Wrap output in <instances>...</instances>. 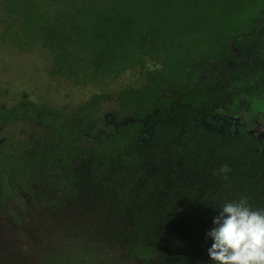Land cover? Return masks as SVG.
Returning a JSON list of instances; mask_svg holds the SVG:
<instances>
[{
    "label": "trees",
    "instance_id": "1",
    "mask_svg": "<svg viewBox=\"0 0 264 264\" xmlns=\"http://www.w3.org/2000/svg\"><path fill=\"white\" fill-rule=\"evenodd\" d=\"M263 18L264 0H0V41L21 51H43L52 76L89 85L129 70L143 75L138 85L95 94L69 110L34 102L1 105L0 123L29 120L46 126L51 138L10 135L0 142V214L21 223L31 209H58L75 200L84 177L81 165L89 181L110 188L121 204L157 193L169 173L153 167L147 134L177 107L203 112L224 104L225 90L211 80L215 67L232 57V43L250 35ZM104 100L118 104L109 128L100 127ZM234 113V134L242 126L259 139L257 161L225 164L230 171L218 184L200 191L171 184L164 191L168 197L194 201L186 207L196 209L246 198L253 210H264V188L253 189L264 180L259 123L264 112ZM173 122L170 167L196 164L204 174L207 163L199 153L204 133L184 115ZM134 252L143 261L152 254L143 242Z\"/></svg>",
    "mask_w": 264,
    "mask_h": 264
},
{
    "label": "rangeland",
    "instance_id": "2",
    "mask_svg": "<svg viewBox=\"0 0 264 264\" xmlns=\"http://www.w3.org/2000/svg\"><path fill=\"white\" fill-rule=\"evenodd\" d=\"M232 47V57L215 67L217 72L211 78L225 90L224 104L203 112L177 107L157 119L147 134L153 167L169 173L157 193L121 204L110 188L89 181L85 177L88 169L81 165L84 177L75 200L58 209H31L21 223L0 214V264H212L207 254L212 241L206 233L214 227L218 207H186V202L194 201L168 197L164 191L171 184L197 191L211 188L226 174L219 173L225 164L257 161L259 139L242 126L234 134L231 116L241 109L253 115L264 112V18ZM49 65V57L41 50L21 51L0 41V106L34 102L69 110L95 94L110 95L143 79L140 70H129L118 79L75 85L52 76ZM117 106L109 100L101 103V128L110 127ZM178 115L186 116L204 133L199 151L207 163L204 174L196 164L170 167L167 146L174 137L173 121ZM10 135L42 141L51 138L46 126L29 120L0 123V142ZM260 142L264 146V134ZM263 188L264 180L253 186L254 192ZM139 242L152 253L149 261L134 252Z\"/></svg>",
    "mask_w": 264,
    "mask_h": 264
},
{
    "label": "clouds",
    "instance_id": "3",
    "mask_svg": "<svg viewBox=\"0 0 264 264\" xmlns=\"http://www.w3.org/2000/svg\"><path fill=\"white\" fill-rule=\"evenodd\" d=\"M229 171L227 165L219 169L221 174ZM212 224L206 233L212 264H264V210H253L242 198L219 207Z\"/></svg>",
    "mask_w": 264,
    "mask_h": 264
},
{
    "label": "flooded vegetation",
    "instance_id": "4",
    "mask_svg": "<svg viewBox=\"0 0 264 264\" xmlns=\"http://www.w3.org/2000/svg\"><path fill=\"white\" fill-rule=\"evenodd\" d=\"M259 123L263 124V126H264V115H262V117L259 118Z\"/></svg>",
    "mask_w": 264,
    "mask_h": 264
}]
</instances>
